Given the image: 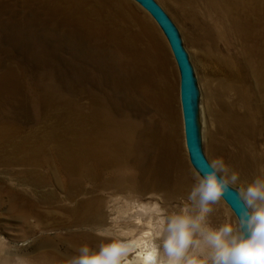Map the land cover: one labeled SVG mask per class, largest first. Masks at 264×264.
Here are the masks:
<instances>
[{
	"label": "bare ground",
	"instance_id": "1",
	"mask_svg": "<svg viewBox=\"0 0 264 264\" xmlns=\"http://www.w3.org/2000/svg\"><path fill=\"white\" fill-rule=\"evenodd\" d=\"M40 1L52 6V14L44 15L45 20L60 12L69 24L82 28L71 33L65 20L58 22L65 31L68 29V34L84 42L79 52L73 55L86 62L88 69L96 59H101L106 72L95 70L94 80L80 86L74 79H69V85V80L61 82L50 75L51 93L56 97V103L59 100L66 107L53 137L51 133H45L40 144L29 137L23 140L28 134L21 136L20 124L9 121L2 125L4 129L0 130V137L8 135L4 139L14 147L13 150L24 151L28 157L26 162L34 166L38 174L45 176L43 167L51 168L55 181L68 191L67 197L77 193L89 195L86 199H79V204L73 208L63 206L64 216L78 221L80 210H84L94 212L97 222H102L107 218L106 188H113L114 193L128 194L133 190L158 189L167 180L163 170L174 168L170 165L180 158L172 161L166 156V149L175 154L180 144L176 76L171 75L172 68L166 67L168 54L157 41L152 24L138 14L130 0H115L116 11H111L110 5L103 0ZM172 1L191 21L194 41L203 47L204 57L214 53L223 62L227 54L217 52V49H236L235 58L225 61L223 68L228 64L246 65V70L235 76L255 79L258 89L255 95L263 105H257L251 98L244 104L247 111L237 114L233 102L220 118L229 133L227 131L225 138L211 139L214 152L227 157L226 163L240 173L239 180L250 183L257 176L264 175V39L261 37L264 0ZM37 3L40 5L39 1ZM122 7L135 12L148 37L146 43L139 42L137 36L128 30ZM96 38L101 39L98 47L90 44ZM232 39H236L234 43ZM96 75L104 76L103 80H95ZM61 83L69 85L65 92L61 90ZM227 87L235 88L229 83ZM115 97L119 101L117 111L113 106ZM137 101L150 103L151 109H161L156 112H161V116L152 115L154 120L160 118L161 128L157 127V121L148 125L142 107L130 115L126 108L129 109L130 104L132 109ZM11 131L18 135L14 136ZM30 143L37 145L33 147ZM47 144L49 148H46ZM179 160L183 164L182 158ZM151 239L148 231L145 238L130 242L133 245L131 253L136 252L128 258L132 264H143ZM32 261L36 264L35 260Z\"/></svg>",
	"mask_w": 264,
	"mask_h": 264
},
{
	"label": "rangeland",
	"instance_id": "2",
	"mask_svg": "<svg viewBox=\"0 0 264 264\" xmlns=\"http://www.w3.org/2000/svg\"><path fill=\"white\" fill-rule=\"evenodd\" d=\"M103 1L110 5L111 11L117 10L115 0ZM130 1L132 3L129 4L136 7L138 14L152 24L157 41L168 54L166 67L170 70L172 68L171 75L176 76L180 152L176 150L175 154H172L173 151L166 149V156L172 161L180 157L184 165L179 158L170 165L174 168H168L167 171L164 169L166 183L155 190H133L128 194L122 191L114 193L113 188H106V220L97 222L94 212L80 210V219L74 221L64 216L61 208H73L79 204V199H86L89 195L77 193L67 197L68 191L55 181L51 168L44 166L42 170L46 175L38 174L34 170L35 167L26 162L28 157L24 151L18 148L13 150L14 147L4 139V136L8 135L1 136L0 241L4 243H0V264H17L18 258L23 259L26 264H35L32 259L36 264H66L67 259L77 254V249L84 244L98 249L101 243H109L113 238L130 243L145 238L148 231L152 237L151 225L157 219L158 208L167 214H173L186 202L187 195L195 183L193 174L198 169L186 143L181 70L161 25L138 0ZM157 1L174 22L192 65L199 144L210 162L217 157L226 160V156L214 152L211 139L226 137L228 130L222 125L220 118L230 109L233 102L236 104L237 114L245 112L244 104L251 98L255 99L257 105H263V101L255 95L258 91L255 79H241L235 76L246 70V65L238 67L228 64L223 68L225 61L230 62L235 58L236 49H217V52L227 54L223 62L219 61L214 53L204 57L203 47L194 41L191 21L172 0ZM51 8L52 6L43 4L40 0H0V130L4 129L2 125L5 121L14 125L20 124V135L28 134L23 140L29 137L37 144L42 142L45 133L54 136L59 118L66 108L59 100L56 103V97L51 93L50 75L61 82L74 79L80 86L94 80L95 70L106 72V68L101 66V59H96L88 69L86 62L73 55L79 52L84 42L75 39L71 33H76L82 28L69 24L60 12L53 13L52 20H45L47 17L44 15L52 14ZM121 12L127 17L128 30L137 36L139 42L146 43L148 37L142 30L135 12L128 7H122ZM63 20L67 22L70 34L67 28L65 31L64 27L58 24ZM261 37L264 39V30ZM100 40L93 39L90 44H96L98 47ZM235 40L232 39V43ZM256 56L261 59L258 51ZM79 62L82 63L81 66ZM103 77L96 75L95 80H103ZM52 83L51 86L54 85ZM228 83L235 88L227 87ZM60 86H63L61 90L64 92L68 88L64 83ZM114 99L113 106L117 111L119 101L117 97ZM135 106L137 110L134 111ZM135 106L131 109L129 104V109L126 108L131 112L130 115H134L142 107L148 125L157 121V127H162L160 118H152L160 108L151 109L150 103L141 104L139 101ZM156 114L162 115L161 112ZM11 132L14 136L18 135ZM32 132L35 134L31 135ZM30 144L33 147L37 145ZM46 148H49V144ZM247 184L248 182L240 179L233 187L237 190ZM213 207L210 221L214 226L226 222L230 217L234 218V213L236 214L225 198ZM135 254L136 252L130 253L129 257Z\"/></svg>",
	"mask_w": 264,
	"mask_h": 264
},
{
	"label": "clouds",
	"instance_id": "3",
	"mask_svg": "<svg viewBox=\"0 0 264 264\" xmlns=\"http://www.w3.org/2000/svg\"><path fill=\"white\" fill-rule=\"evenodd\" d=\"M209 168L193 174L195 183L178 211L167 214L158 208L143 264H264V175L237 188L244 205L239 216L234 213L214 226L213 206L237 185L240 173L223 157L213 159ZM132 251L131 243L113 238L98 249L81 245L66 264H132ZM17 264L26 262L18 258Z\"/></svg>",
	"mask_w": 264,
	"mask_h": 264
},
{
	"label": "water",
	"instance_id": "4",
	"mask_svg": "<svg viewBox=\"0 0 264 264\" xmlns=\"http://www.w3.org/2000/svg\"><path fill=\"white\" fill-rule=\"evenodd\" d=\"M138 1L150 11L163 28L179 64L181 70V100L185 122L186 143L195 166L203 174V172L210 170V161L198 141L196 111L194 106V75L187 51L174 22L161 4L157 0ZM224 198L239 216L244 205L239 197L238 191L234 187H230L225 193Z\"/></svg>",
	"mask_w": 264,
	"mask_h": 264
}]
</instances>
